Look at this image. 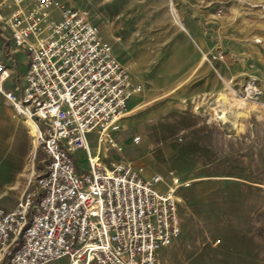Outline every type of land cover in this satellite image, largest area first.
<instances>
[{"label": "rangeland", "instance_id": "obj_1", "mask_svg": "<svg viewBox=\"0 0 264 264\" xmlns=\"http://www.w3.org/2000/svg\"><path fill=\"white\" fill-rule=\"evenodd\" d=\"M57 1L85 11L115 52L140 66L142 92L111 158L149 178L170 182L174 172L192 182L179 191L181 235L162 249L163 264H264V0ZM249 85L261 94L247 97ZM8 118L0 206L11 210L45 155L30 129ZM90 143L95 151V136Z\"/></svg>", "mask_w": 264, "mask_h": 264}, {"label": "built area", "instance_id": "obj_2", "mask_svg": "<svg viewBox=\"0 0 264 264\" xmlns=\"http://www.w3.org/2000/svg\"><path fill=\"white\" fill-rule=\"evenodd\" d=\"M87 17L57 0L0 2L1 30L29 59L12 80L0 56V97L15 118L33 123L34 147L45 155L44 171L32 173L16 206H0V264L66 257L69 264H163L162 249L181 235L179 191L192 182L174 172L170 182L149 178L143 167L111 158L122 151L118 133L142 85ZM5 55H12L7 45ZM246 93L261 94L251 85ZM80 150L88 170H78Z\"/></svg>", "mask_w": 264, "mask_h": 264}, {"label": "crops", "instance_id": "obj_3", "mask_svg": "<svg viewBox=\"0 0 264 264\" xmlns=\"http://www.w3.org/2000/svg\"><path fill=\"white\" fill-rule=\"evenodd\" d=\"M4 13L6 14L5 11H4ZM2 27L3 26L1 25L0 26V56L2 57V59L4 61H6L8 63V65H9V67L11 69L12 77H13L12 80H14L15 77H17L16 75H22V74H25L27 72L28 65H29V59H28L27 54L25 52L21 51L20 49H18L15 46V44H14V42L12 40V35H11L10 30L9 29H4L2 31L1 30ZM193 29L195 31V32H193L194 35H195L196 32H197L196 30H198V29H197L196 26H194ZM100 35L105 41L110 43L108 40H106L102 36V31L101 30H100ZM6 45H7V48L10 49V52L12 53V55H10L8 57L5 55ZM112 48H113V53H114L115 57L121 63H123L124 65H126L129 68V72L131 74V77H132L134 83L142 85V83L139 81V79L134 77L135 76L134 73L140 70V66L138 64L134 63L133 61H131V59L128 58L126 55H123V54H120V53H116L113 46H112ZM21 57L24 58L23 64L20 61ZM23 71H24V73H22ZM12 80L9 81L10 84H14L13 83L14 81H12ZM138 95H140V93L136 94L133 98H131V100L129 102V106H130V103H132V101L134 99L135 100L137 99ZM4 117H9V118L15 120L16 121V125L18 127H23L25 130H28V127L25 124V121H22V120H19V119L15 118L13 110L11 108L7 107L4 104L3 99L0 98V128L7 127V122H5ZM9 118H8V120H10ZM34 150L36 151L35 147H34ZM92 152H94V151L92 150ZM81 154H86V153L84 151L80 150V151L75 152V154H74V159H75L76 165L78 167V170H88L89 169V165L86 167V166H84V165H82L80 163L81 162V158H80Z\"/></svg>", "mask_w": 264, "mask_h": 264}, {"label": "bare ground", "instance_id": "obj_4", "mask_svg": "<svg viewBox=\"0 0 264 264\" xmlns=\"http://www.w3.org/2000/svg\"><path fill=\"white\" fill-rule=\"evenodd\" d=\"M25 124L31 130V133L34 134L33 123L31 121H26Z\"/></svg>", "mask_w": 264, "mask_h": 264}]
</instances>
